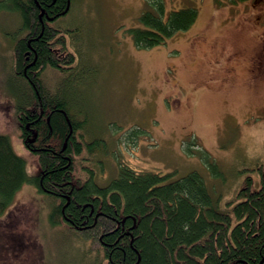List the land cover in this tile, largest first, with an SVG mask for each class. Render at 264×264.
<instances>
[{
	"label": "rangeland",
	"instance_id": "obj_1",
	"mask_svg": "<svg viewBox=\"0 0 264 264\" xmlns=\"http://www.w3.org/2000/svg\"><path fill=\"white\" fill-rule=\"evenodd\" d=\"M159 2L166 18L186 6L197 7L199 17L161 45L138 47L130 29ZM54 25L66 31L74 68L62 74L47 67L43 77L79 108L80 120L88 118V134L102 148L99 183L116 176L120 163L175 172L173 179L198 171L219 208L236 199L248 176L260 185L264 72L253 76L252 61L264 58V0H71ZM21 26L17 11L0 12V133L37 173L16 121L29 92L13 67ZM44 196L30 185L18 192L0 224V264H93L80 234L49 223Z\"/></svg>",
	"mask_w": 264,
	"mask_h": 264
},
{
	"label": "trees",
	"instance_id": "obj_2",
	"mask_svg": "<svg viewBox=\"0 0 264 264\" xmlns=\"http://www.w3.org/2000/svg\"><path fill=\"white\" fill-rule=\"evenodd\" d=\"M66 3L0 0V12L17 11L21 29L27 32L15 44L14 74L29 88L23 98L19 95L16 121L20 132L27 120L37 129L35 152L40 155H33L44 171L30 175L27 156L17 152L10 135L0 133V224L22 185L29 182L45 191L51 225H66L63 218L72 223L65 226L68 234L81 235L80 229L97 215L95 235L105 227L114 229L119 221L118 228L103 238L112 264H259L264 258V163L256 166L260 185L254 187L248 176L237 201L228 202L226 208H219L198 171L173 179L175 172L139 171L120 163L118 176L100 184L92 169L77 167L85 152L93 156L102 150L95 144L99 139L88 134V118L82 123L77 117L79 108L66 96L53 93L54 85H47L43 77L47 67L62 74L74 68L66 31L47 20L63 15ZM198 17L197 7L186 6L166 18L159 2L141 15L142 26L130 31L138 47H154L188 30ZM3 231L5 236L16 235Z\"/></svg>",
	"mask_w": 264,
	"mask_h": 264
},
{
	"label": "bare ground",
	"instance_id": "obj_3",
	"mask_svg": "<svg viewBox=\"0 0 264 264\" xmlns=\"http://www.w3.org/2000/svg\"><path fill=\"white\" fill-rule=\"evenodd\" d=\"M70 4H71V0H67V5H69V7H70ZM38 5L40 6V9H43V7L40 5V3ZM40 19H42V14H40ZM47 20H50V22H54L55 18L51 19V17H48ZM86 119H87V117H86ZM83 122L84 121L82 120V123ZM22 132L24 135H22ZM86 132H87V130H86ZM37 133H38L37 129L32 128L30 126H27V123H26L25 128L23 130H21L20 135H21V137L33 135V137H34L33 139H35V136L37 137ZM36 140H37V138L35 139L34 142H36ZM35 151H37V150L34 149V146H30L29 152L31 154H34L36 156L40 155V154L36 153ZM97 154H98V151L96 152V157H94V156H92V154H88L85 152V154L82 157L83 160L79 161L77 167L78 168L87 167L89 169H92L95 172V174L97 175L100 172V166L101 165L104 166L103 157H100V156L98 157ZM28 170H29V174L33 175V176H38L44 172L43 169L40 168L39 164H37V170H38L37 173H31L30 168H28ZM118 174H119V170H118L117 175L116 174L115 175L118 176ZM116 176H113V177H116ZM244 183H245V181H244ZM244 183H243V185H244ZM102 184H106L105 180ZM29 185L34 186V188H36L37 191L41 192L37 185L29 183V182H25L22 185L21 189H23L25 186H29ZM42 193L45 194L43 199L47 200L48 197H47L45 191ZM235 201H237V197L235 200H233V202H235ZM229 202H231V201H229ZM98 219H99L98 215L95 216L93 223H88L87 225H85V230L81 233L82 242L81 241L80 242L83 243V245H81V246L85 247V249H82V251H83L82 254L85 255V257H89V259L94 257L93 264H112L111 257L106 255L105 244H104L103 238H104L106 232H112V231H114L115 228L116 229L118 228L119 221H118L117 225L114 227V229L109 230V228L105 227L103 232L99 233L98 235H95V233L92 231L95 227V224L98 222ZM123 219H126V217H124ZM63 220L66 222L65 226L69 227L70 224H68V221H66L65 218ZM66 233H67V231H66ZM85 241H86V245L84 244ZM90 255H91V257H90ZM245 263L249 264L247 262H245Z\"/></svg>",
	"mask_w": 264,
	"mask_h": 264
},
{
	"label": "flooded vegetation",
	"instance_id": "obj_4",
	"mask_svg": "<svg viewBox=\"0 0 264 264\" xmlns=\"http://www.w3.org/2000/svg\"><path fill=\"white\" fill-rule=\"evenodd\" d=\"M70 6H71V4H70ZM66 7H67V3H66ZM69 9H70V7H69ZM42 11L45 12V8L41 9V12ZM56 30H58V29H56ZM26 34H27V32H23V35L21 37H24ZM60 34H62V33H60ZM262 40H264V37H263ZM74 58H75V56H74ZM263 72H264V58H254V60L252 61V75L253 76L254 75L257 76V75H260ZM41 114H42V111L39 113V115H41ZM19 115L22 116L21 113ZM32 125H33V122L31 120H27V126H30V127L33 128ZM33 138H34L33 135L32 136L21 137V140H22L23 144L26 146V148L28 150L30 149V146H34V149H35V146H37L36 142H34L35 139H36V136H35V139H33ZM68 224H70V226H72L71 222H68ZM80 230L84 231L85 230V226H83Z\"/></svg>",
	"mask_w": 264,
	"mask_h": 264
},
{
	"label": "water",
	"instance_id": "obj_5",
	"mask_svg": "<svg viewBox=\"0 0 264 264\" xmlns=\"http://www.w3.org/2000/svg\"><path fill=\"white\" fill-rule=\"evenodd\" d=\"M68 9H69V5H67V7H66V9H65V11H63L64 13L65 12H67L68 11ZM54 17H51V19H53ZM263 261H264V258L262 259V261L259 263V264H262L263 263Z\"/></svg>",
	"mask_w": 264,
	"mask_h": 264
}]
</instances>
